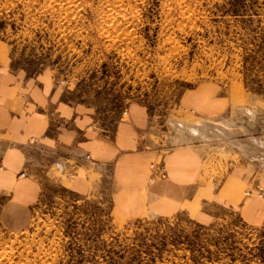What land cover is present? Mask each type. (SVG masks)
<instances>
[{
	"label": "rangeland",
	"instance_id": "obj_1",
	"mask_svg": "<svg viewBox=\"0 0 264 264\" xmlns=\"http://www.w3.org/2000/svg\"><path fill=\"white\" fill-rule=\"evenodd\" d=\"M0 38L14 66L52 72L110 116L146 105L168 125L163 147L206 144L205 175L264 164V0H0ZM214 81L230 107L198 118L190 93ZM156 164L150 174L166 178ZM63 184L44 190L25 227L0 216V264H264V228L238 214L135 216L112 209L111 178L90 194Z\"/></svg>",
	"mask_w": 264,
	"mask_h": 264
},
{
	"label": "crops",
	"instance_id": "obj_2",
	"mask_svg": "<svg viewBox=\"0 0 264 264\" xmlns=\"http://www.w3.org/2000/svg\"><path fill=\"white\" fill-rule=\"evenodd\" d=\"M69 89L48 70L29 73L14 66L0 38L2 218L25 227L51 184L66 181L74 193L90 194L104 190L111 178V206L121 213L182 212L202 221L232 213L264 228V198L258 194L264 164L258 159L242 158L217 177L205 175L209 147H163L168 125L146 105L131 103L127 113L110 116L73 98ZM190 98L186 108L206 120L225 114L231 103L230 93L215 81L200 83ZM155 158H163L166 178L150 174Z\"/></svg>",
	"mask_w": 264,
	"mask_h": 264
},
{
	"label": "built area",
	"instance_id": "obj_3",
	"mask_svg": "<svg viewBox=\"0 0 264 264\" xmlns=\"http://www.w3.org/2000/svg\"><path fill=\"white\" fill-rule=\"evenodd\" d=\"M153 167H155L156 166V168H157V171L159 172V174L162 176V177H164L165 176V173H166V166H164L163 164H156L155 166L154 165H152Z\"/></svg>",
	"mask_w": 264,
	"mask_h": 264
}]
</instances>
